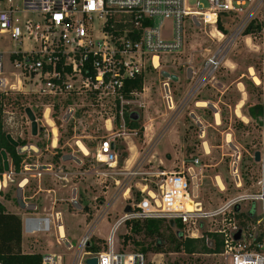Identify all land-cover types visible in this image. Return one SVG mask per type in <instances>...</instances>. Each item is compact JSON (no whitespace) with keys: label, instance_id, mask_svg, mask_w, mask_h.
Returning <instances> with one entry per match:
<instances>
[{"label":"rangeland","instance_id":"obj_1","mask_svg":"<svg viewBox=\"0 0 264 264\" xmlns=\"http://www.w3.org/2000/svg\"><path fill=\"white\" fill-rule=\"evenodd\" d=\"M187 1L190 6H195L197 2ZM259 10L256 18L264 22V5ZM227 20L230 21L226 25L223 22L221 25L226 33H230L239 17ZM170 31L171 19H165L162 32L168 35ZM211 34H217L213 25L201 23L196 26L188 17L184 47L179 52L163 55L160 68L154 69L150 65L142 75V91L134 92L122 102L97 101L86 94L54 98L28 90H9L3 95V127L7 138L14 144H18L19 139L29 145H36L37 152L31 149L24 151L32 162L30 164L47 163L50 168H27L25 164L22 171L13 172L8 179L0 201L9 210L20 213L26 210L21 206L22 202L36 205L34 208H38L40 214L59 212L64 227L66 224L67 239L73 244L68 250L63 241L60 243L57 239L56 231L51 229L50 232L39 233L40 236L33 239L37 245V249L33 246L34 251H50L61 256L62 264H74L78 241L95 219L99 221L93 236L107 237L110 227L123 215V208L126 205L133 207L146 194L142 190L159 192L162 177L157 173L184 171L194 158L200 161L195 167V201L202 204L204 212L215 211L229 199L257 191L260 165L256 154L261 151L262 138L257 123L249 116V109L261 103V93L248 69L252 66L257 76L260 74L261 50L256 46L259 42L256 39L247 42L245 34L234 40L226 63L216 74L222 86L208 82L199 88L197 79L201 67L206 57L221 44ZM15 48L17 45L14 41L0 34V51L8 53ZM161 69L175 74L178 80L164 77ZM3 76L10 82L16 76L7 60ZM165 87H169L172 108L167 104ZM198 100L215 104L219 123L214 110L197 106ZM55 104L59 105L58 110H54ZM26 108L33 115H28ZM236 109L246 118L238 116ZM39 110L42 112L41 119L35 114ZM131 112L139 114L135 120L136 127L130 126L134 120H126V114L129 117ZM191 112L197 114L203 128L190 116ZM54 113L61 120L59 127L52 117ZM33 121L36 123L35 132ZM228 135L239 149L237 172L240 185H237L232 170L236 152L228 145ZM107 139L112 140L117 154V161L112 165L97 159L100 144ZM77 142L86 146V154L79 150ZM242 169L247 175L246 181L242 177ZM218 181L224 184L223 189L219 187ZM20 186L23 188L19 190V202L17 193ZM127 188L130 191L124 196ZM73 192L80 208H76L71 201ZM237 205V212L246 213L254 202L241 200ZM255 205L256 211L259 207L261 210L260 204L255 202ZM84 206L87 209L84 210ZM63 208L68 211L63 213ZM28 216L24 214V217ZM224 216L221 213L203 218L196 225H183L182 228L177 226L179 222L169 228L167 219H164L160 225V236L154 237L135 234L130 228L121 226L118 247L138 251L144 248L142 252L146 254L148 264H222L221 258L214 255L174 251L171 236L181 229L184 237H187L198 229L206 238L211 229L221 226ZM230 216L238 221L234 213ZM125 234L132 236L133 240L124 243ZM157 239L163 240V251L155 250ZM97 246L101 250L105 248L102 243H97ZM84 259L85 256H82L78 264H85Z\"/></svg>","mask_w":264,"mask_h":264},{"label":"built area","instance_id":"obj_2","mask_svg":"<svg viewBox=\"0 0 264 264\" xmlns=\"http://www.w3.org/2000/svg\"><path fill=\"white\" fill-rule=\"evenodd\" d=\"M262 5L264 0H197L195 6H190L187 0H0V34L7 35L17 45L8 53L0 51V102L9 90H28L54 98L86 94L97 101L122 102L126 98L124 90L128 81L142 76L150 65L158 69L154 65L155 57L161 67L163 55L179 52L184 47L188 17L196 26L205 23L213 25L217 31L212 37L221 44L206 57L197 85L200 88L211 82L218 86L215 84L216 74L226 63L233 41L242 37L252 23L260 25L258 32L245 34L247 42L258 40L256 46L261 50L260 84H256L261 90L262 106L257 191L229 199L215 211L204 212L202 204L197 201L195 204L199 206H195V210H187V201L196 198L195 167L200 161L194 158L184 171L157 173L162 177L159 192L144 189L142 191L146 194L133 207L126 205L123 215L109 229L105 248L97 253L86 250L99 221L95 219L78 241L74 264H78L82 256H85L84 263L87 258L97 257L98 264H148L145 253L118 247V232L121 226L127 228L126 221L167 219V222L191 226L200 219L221 213L226 215L221 226L209 233L221 235L222 250L208 255L221 258L222 264H264V22L256 18ZM193 7L200 9L192 10ZM234 16L239 17V21L230 33L219 28L218 23L226 25L230 21L227 19ZM165 19H171L168 35L162 32ZM6 60L16 74L13 82L3 76ZM112 143L110 139L101 142L97 153L99 162L112 165L117 161ZM0 155L3 163L1 195L14 171L7 153L1 150ZM129 191L127 188L124 196ZM75 197L73 192V204L77 201ZM241 200L257 202L261 206L255 218L244 228L234 216H230L235 214ZM21 219L27 234L54 229L60 243L64 238L62 235L66 236L59 212L55 213L54 220L31 215ZM239 230L241 236L235 239ZM187 237L200 238L203 234L196 229ZM208 237L205 239L210 243L212 238ZM41 264H62L61 256L44 252Z\"/></svg>","mask_w":264,"mask_h":264},{"label":"trees","instance_id":"obj_3","mask_svg":"<svg viewBox=\"0 0 264 264\" xmlns=\"http://www.w3.org/2000/svg\"><path fill=\"white\" fill-rule=\"evenodd\" d=\"M218 26L221 30H224L221 23H218ZM260 29L259 24L252 23L248 26L245 31V34H250L252 32H258ZM259 88V87H257ZM143 89V76L137 77L133 80L127 82L125 86L124 93L126 97H129L130 93L141 92ZM261 93V90H260ZM4 97H2V102H0V151L4 150L12 165L14 172H20L23 170L25 164L32 163L28 158L26 152H20V148L18 146H26V142L24 140H17L18 146H15L13 143L9 141L7 138V133L3 127V103ZM59 105H54V110H58ZM262 106L260 104H255L249 109L250 118L257 123L258 127L260 125ZM38 119H41L42 112L39 110L35 112ZM52 117L59 127L61 125L60 119L55 116V113L52 114ZM130 117L126 114V120L129 122ZM131 127H136V122L130 123ZM29 145V144H27ZM36 146V145H35ZM39 164H47V163H39ZM3 172V163L0 155V173ZM246 173L242 169V177L246 181ZM142 197V196H141ZM83 209H87V206H84ZM238 205L236 206L235 215L238 218L240 223V227L244 228L248 226L247 221H251L255 218L256 214V205H254L250 210L246 213L237 212ZM89 211V210H88ZM161 221L164 219H133L126 221V226L132 230L135 234H143L145 237H154L160 236V225ZM174 222L173 225H175ZM170 222H168L169 228L173 226ZM177 226L182 228L183 225L178 223ZM211 237V242L207 243L205 237L200 238H189L184 237V233L181 229L177 231L176 234L171 236V242L174 245V251H183L187 254H210V253H218L222 250V237L217 233H209L207 234ZM23 236V223L20 215L11 212L7 209L5 204L0 201V262L2 264H41L42 263V254L41 253H24L22 249V237ZM133 240L132 236L124 235V243H127L130 240ZM97 243L105 244V240L103 238H99L93 236L92 242L87 246L86 250L88 252L97 253L101 249L97 246ZM135 244L138 243L135 241ZM106 246V245H105ZM155 250L163 251L164 243L162 239H157L155 241ZM140 250V248H139ZM145 249H141V252Z\"/></svg>","mask_w":264,"mask_h":264},{"label":"bare ground","instance_id":"obj_4","mask_svg":"<svg viewBox=\"0 0 264 264\" xmlns=\"http://www.w3.org/2000/svg\"><path fill=\"white\" fill-rule=\"evenodd\" d=\"M213 33V32H212ZM212 35V34H211ZM213 36V35H212ZM154 65H155V67L156 68H160V62H158V58L157 57H155V60H154ZM248 71H249V74H250V76H251V78H252V80L254 81V83L255 84H260V78L257 76V74L255 73V71H254V68L251 66V67H249V69H248ZM161 75H163L164 77H167V78H169V79H171L172 81H177L178 80V77L175 75V74H173V73H170L169 71H167V70H165V69H161ZM189 78H191V74L189 73ZM215 84H217L218 86H222V83L219 81V80H216L215 81ZM165 85V84H164ZM169 87H165V95L167 96V104H168V106H169V108H172L173 107V99H171L172 97H171V95L169 94ZM245 96V95H244ZM196 105L197 106H207V107H209V108H211L212 110H214V112H215V116H216V121H217V123H219V116H218V110H217V107L215 106V104H213V103H209V102H206V101H204V100H198L197 101V103H196ZM241 106V105H240ZM238 108V107H237ZM236 110H238V109H236ZM27 112H28V114L29 115H33L32 114V112H30L29 110H27ZM47 112V111H46ZM237 113V112H236ZM47 113H46V117H47ZM237 115L238 116H242L241 118H246L242 113H241V111L240 110H238V113H237ZM190 116L196 121V123L199 125V126H201L202 127V122H201V120L199 119V117L197 116V114L195 113V112H191L190 113ZM34 117V116H33ZM33 119V118H32ZM65 120H66V118H65ZM245 120V119H244ZM47 121H49V120H47ZM247 121V120H246ZM33 127H34V132H35V128H36V123H35V121H33ZM203 128V127H202ZM54 133H56V130L54 129ZM201 136H203V129H202V134H201ZM56 140L57 139H55L54 140V142L52 143L53 144V146L55 145V143H56ZM227 142H228V145H229V147L231 148V149H233L234 150V152H236V158H235V162L233 163V167H232V170H233V173H234V177H235V180H236V182H237V185H240V177H239V175H238V172H237V161H238V156H239V149H238V147L230 140V136L228 135V139H227ZM206 143V142H205ZM77 146H78V148H79V150L80 151H82L83 153H87V148H86V146L83 144V143H81V142H77ZM26 149H31V150H34V151H38V147L37 146H35L34 144H31V145H26V146H23V147H20V151L21 152H24ZM260 158V154L259 153H257L256 154V160H258ZM39 167L40 169H49L50 168V165L49 164H37V165H34V164H27V168H35V167ZM193 170H191V172H192ZM197 181V180H196ZM25 184V182L23 183V185ZM218 185H219V187L220 188H222L223 189V187H224V184L221 182V181H218ZM20 187H23V186H20ZM20 190V189H19ZM19 190H18V193H17V195H18V197L19 196H21V193L19 192ZM22 190V189H21ZM195 197H197V188H195ZM150 194H152V192H150ZM20 199H21V197H20ZM19 202H20V200H19ZM18 202V203H19ZM196 202H195V200H193V199H191V200H188L187 201V210H190V211H192V210H195V206H199V204H195ZM19 205H20V203H19ZM21 206L22 207H25L26 209H28V208H33L32 207V205H29V204H25L24 202H22L21 203ZM74 206L75 207H77V208H80V206H79V204H78V202H74ZM189 206H191V208H189ZM64 233V231L62 232V234ZM62 236H64V238H63V243L66 245V246H68V247H70L71 248V243H70V241L66 238V236L63 234Z\"/></svg>","mask_w":264,"mask_h":264},{"label":"crops","instance_id":"obj_5","mask_svg":"<svg viewBox=\"0 0 264 264\" xmlns=\"http://www.w3.org/2000/svg\"><path fill=\"white\" fill-rule=\"evenodd\" d=\"M27 204V203H26ZM29 205H32V204H29ZM6 206V205H5ZM36 205H32V207L33 208H28V209H26V210H24L23 212L21 211V213L20 212H18V211H12V210H9L8 208V210L9 211H11V212H14V213H16V214H18V215H20V217L22 218V216H24V214H29V215H31V216H39V217H49V218H51V219H53L54 220V218H55V213L57 212H55V213H52V214H40L39 212H37V210H38V208H34ZM80 206V205H79ZM57 208H60V207H57ZM61 208H62V206H61ZM77 208V207H76ZM66 209L65 208H63V213H64V211H65ZM66 211H68V210H66ZM62 214V213H61ZM63 215V214H62ZM64 217V216H63ZM105 219V218H104ZM65 228H66V224H65ZM66 231H67V228H66ZM56 234V233H55ZM38 236H40V234L39 233H37V234H34V235H30V234H27L25 231H24V228H23V238H22V249H23V252L24 253H41V254H43L44 252H50V251H39V250H33L34 248H33V246L37 249V245L34 243V241H33V239H36ZM98 237L99 238H103L104 240H106V238L107 237H103V236H99L98 235ZM34 243V244H33ZM57 243V242H56Z\"/></svg>","mask_w":264,"mask_h":264},{"label":"water","instance_id":"obj_6","mask_svg":"<svg viewBox=\"0 0 264 264\" xmlns=\"http://www.w3.org/2000/svg\"><path fill=\"white\" fill-rule=\"evenodd\" d=\"M130 119L133 121L137 120L139 118V114L137 112H131L129 114ZM9 139V138H8ZM11 143H13L11 140H9ZM14 144V143H13ZM15 146H18V144H14ZM112 148L114 147V144H111ZM21 146H18V148H20ZM172 225L174 224L173 221L170 222ZM241 236V230H239L236 234H235V239H239ZM86 264H98V259L97 257H91V258H87L85 260Z\"/></svg>","mask_w":264,"mask_h":264}]
</instances>
